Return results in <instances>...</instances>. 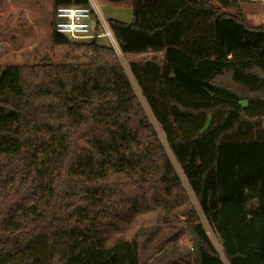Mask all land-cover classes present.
I'll return each instance as SVG.
<instances>
[{
    "label": "trees",
    "instance_id": "16d2710c",
    "mask_svg": "<svg viewBox=\"0 0 264 264\" xmlns=\"http://www.w3.org/2000/svg\"><path fill=\"white\" fill-rule=\"evenodd\" d=\"M50 1L52 46L95 51L0 66V254L60 233L50 264H222L121 62L56 33L58 7L89 1ZM246 2L135 0L106 21L228 264H264V23Z\"/></svg>",
    "mask_w": 264,
    "mask_h": 264
},
{
    "label": "rangeland",
    "instance_id": "374dc122",
    "mask_svg": "<svg viewBox=\"0 0 264 264\" xmlns=\"http://www.w3.org/2000/svg\"><path fill=\"white\" fill-rule=\"evenodd\" d=\"M88 1L91 5H94L96 7V12H93L95 16L104 21L105 24L107 19L109 18H114L121 21H129L130 19L131 9L123 7V9H121L122 14L120 15V13H116L118 5L101 3L98 0ZM12 5L13 7L5 8L3 13H1L2 15H0V24H3L0 26V66H28L41 56H46L57 63L65 61L73 63L90 60V57L92 56L91 54H93L95 50L89 49L88 47L77 46L60 48L52 46L50 40V24L52 21V9L50 0H18L17 5L14 4V2H12ZM241 10L244 14V19L247 24L258 25L264 22V0H247V2L242 5ZM229 12L234 13V11ZM91 22H94L95 24L94 19H91L90 26L92 24ZM33 24L36 25V31H38L36 34H29L30 37L33 36V41L29 40L28 38H25L23 40L17 39L16 41L15 39H12L11 41L14 33L21 36L25 35V29H29L30 32H32L34 28ZM100 32H102V29L99 27L98 33ZM90 42L91 39H85L83 40V42L82 40H76L73 43L84 44ZM96 43L97 45L103 47V49L101 50V52L103 53L101 57L103 59H106L113 54L114 57L121 62L135 94L141 101L143 108L150 122L154 126L160 141L167 150L169 158L171 159V162L176 169L187 194L189 195L197 211L199 212L203 229L205 230L210 241L217 249L221 257L222 264H228L221 252L217 235L212 230L209 221L199 210L198 205L187 186L182 171L179 169L173 154L170 152L166 145L165 138L160 126L154 120L148 105L142 98L139 89L128 70V62L130 58L122 56L117 45L112 44L110 39L106 36L98 38ZM182 242L186 243L187 241L184 238ZM64 250L65 236L63 234H53L51 235L50 239L45 236H38L34 239V242L30 246L25 247L17 254H0V264H16L18 261L24 258H30L29 264H50L51 254L56 253L58 258H61L64 254Z\"/></svg>",
    "mask_w": 264,
    "mask_h": 264
},
{
    "label": "built area",
    "instance_id": "2783aa9c",
    "mask_svg": "<svg viewBox=\"0 0 264 264\" xmlns=\"http://www.w3.org/2000/svg\"><path fill=\"white\" fill-rule=\"evenodd\" d=\"M96 12V7L89 3V6L67 5L58 7L54 12V29L56 33L65 36L70 41L84 39L89 37L91 12ZM102 32L96 37H108L115 45L112 34L100 18L96 17Z\"/></svg>",
    "mask_w": 264,
    "mask_h": 264
},
{
    "label": "crops",
    "instance_id": "0c3cea01",
    "mask_svg": "<svg viewBox=\"0 0 264 264\" xmlns=\"http://www.w3.org/2000/svg\"><path fill=\"white\" fill-rule=\"evenodd\" d=\"M99 1V0H98ZM133 1H135V0H131V1H129V2H127V3H125V4H123V5H118V7H117V11H116V13H120V15L122 14V11H121V9H123V7H125V8H127V9H131V3L133 2ZM2 2V3H1ZM6 2H8V3H6ZM12 2H14V4H16L17 5V2H18V0H2V1H0V15H2L1 13H3V11H4V9L5 8H9V7H13V5H12ZM99 2H101V3H104V2H102V1H99ZM4 7V8H3ZM120 10V11H119ZM243 17H244V14H243ZM130 20V19H129ZM125 22H128V21H125ZM92 24H91V26H90V33L91 34H89V37H87V38H84V39H80V41L82 40V42H83V40H85V39H91L92 40V38L93 37H95L96 35H97V33L98 32H95V26H94V22H91ZM264 23V22H263ZM262 23V24H263ZM1 25H3V24H0V26ZM34 26V28H33V31L32 32H30V30L29 29H25L24 30V33H25V35H21V36H19V35H17V34H13V37L11 38V41H12V39H15V41L17 40V39H19V40H23V39H25V38H28L29 40H31V41H33L32 40V37H30L29 36V34L30 33H37L38 31H36V25L35 24H33ZM259 25V24H258ZM252 26H255V25H252ZM0 32H1V30H0ZM23 33V34H24ZM26 34H28V35H26ZM99 34V33H98ZM97 39H98V37H97ZM19 40H18V42H19ZM77 41H79V40H77Z\"/></svg>",
    "mask_w": 264,
    "mask_h": 264
}]
</instances>
